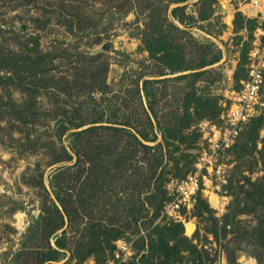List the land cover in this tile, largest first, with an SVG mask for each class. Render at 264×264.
Returning <instances> with one entry per match:
<instances>
[{
	"label": "rangeland",
	"instance_id": "1",
	"mask_svg": "<svg viewBox=\"0 0 264 264\" xmlns=\"http://www.w3.org/2000/svg\"><path fill=\"white\" fill-rule=\"evenodd\" d=\"M183 3V22L172 16L168 20L186 31L170 23L162 24L161 28L175 38L166 52L150 53L141 41L143 15L135 13L139 10L138 0H0V41L4 46H15L14 43L28 37L30 53L35 45L43 52H56L51 61L52 73L56 75L70 72L75 67L89 69L95 61L91 53H101L100 58L109 62L105 75L107 87L103 91L78 94V90L72 89V95H64L53 93L52 88L42 90L37 87L34 90L39 77L32 74L34 62L31 59L25 66L24 92L14 86L1 88L0 264H38L47 247L39 217L44 200L50 209L49 197H53L50 182L58 178L57 181L66 186L81 174V164L74 162L75 157L54 161L60 153V143L49 145L44 135L45 125H49L51 130L58 122L56 117L44 113L53 107H59L60 112L72 117L76 115L72 107L79 105L82 119L116 118L126 122L122 125L125 129L132 124L143 127L147 98L141 89L137 90L136 84L141 87L145 77L155 78L146 88L153 90L152 104L162 128L158 129L153 119V128L147 126L146 130L150 137L156 134L157 139L146 142L155 143L164 135L170 142L161 166H164L162 177L167 194L170 199L174 198L176 182L193 169L194 150L199 140L196 123L202 118L220 119L229 96L244 77L246 52L260 16V10L252 5V0H216L213 11L205 10L208 13L204 16H201L203 12L197 0H186L180 4ZM171 4L175 3L169 6ZM60 11H77L83 27H95L92 32L71 36L65 31ZM10 28L19 34L8 31ZM103 44L107 46L102 48ZM81 50L85 54L79 53L78 56L77 52ZM59 53L66 54L58 56ZM215 55H218L217 60L201 68L195 67L202 58L211 60ZM197 69H202L199 76L192 74ZM16 106L31 107L39 112L33 114L29 108L30 122L25 126L17 122L13 114ZM260 117L264 118V104L258 116L245 124L237 139V144L245 145L242 154L236 155V146L226 154L225 180L218 179L216 174L207 175L189 205L180 203L172 213L163 208L156 217V220L174 217L182 221L184 233L193 238L197 247L203 244L209 251L202 256L200 264H261L250 248H245L244 241H237V237L252 231L251 226L264 212L261 208L239 211L242 206L252 205L253 200L245 189L251 191L253 186L250 182L259 180L264 173V159L260 152L264 147V126L258 128L254 139L256 146L248 153L253 143L251 131ZM179 124L186 126L178 130L175 125ZM19 126L23 127L22 132L27 129L31 132V139L23 137ZM172 129L177 130L175 135ZM99 130L107 132L106 129ZM169 133L173 134L169 136ZM121 137L123 144L132 140V135L126 130L122 131ZM71 139L68 132L63 134V144L70 152ZM62 165H68V171L61 172L59 167ZM138 181L134 163L123 172L122 183L130 186L127 192L120 191L121 182L115 179L107 185L104 199H85L83 196L86 195L77 193L73 208L81 219L72 231L68 227L66 233L70 249L76 256L61 250L58 258L53 260L54 264H106L107 258L114 256L116 246L112 248V240L107 242L104 232L83 228L84 221L89 216H93V222L97 218L108 220L110 216L114 220L121 219V222L131 219L132 214L126 216L119 207L117 214L111 210L112 206L125 199L124 195L131 199L138 197L133 190ZM120 196L117 203L113 201ZM56 203L59 204L58 201ZM215 217L219 219L217 222ZM223 220L228 221L225 229L221 225ZM187 223L193 224L190 233L186 231ZM212 231H216L218 239ZM120 237L131 243V258L139 244L134 227L122 228ZM236 245L243 249H236ZM89 249H99V257L86 254L80 259ZM233 250L234 260H229L227 253L231 255ZM183 261L191 263L190 257L183 258Z\"/></svg>",
	"mask_w": 264,
	"mask_h": 264
},
{
	"label": "trees",
	"instance_id": "2",
	"mask_svg": "<svg viewBox=\"0 0 264 264\" xmlns=\"http://www.w3.org/2000/svg\"><path fill=\"white\" fill-rule=\"evenodd\" d=\"M184 1L186 0H158L157 3H154V1L151 0H138L139 10H134L137 15H143L141 41L145 49L150 53H163L169 50L171 41L175 37L161 28V25L170 23V25L178 28V26H176L172 20H168V18L169 16L176 17L180 22H183L181 12L185 7V3H180ZM215 1L216 0H197L203 12L201 16L208 13L205 11L207 9H209V13L213 11ZM170 3H175V5L169 6ZM177 12H179V15ZM59 14L63 18L62 21L65 26V31L71 36H81L84 32H92L95 27V25L94 27H91V25L83 27L80 23L81 15L77 11L73 13L60 11ZM47 19H49V17H47ZM178 29L186 31L185 28ZM8 31H11L15 35L19 34L11 28ZM28 41L27 37L22 41L14 43L16 47L11 45L4 46L3 42L0 41V90L5 86H14L21 92L25 91V66L28 59L34 62L32 74L38 75L39 77L38 83L35 84L36 89L34 90H37V87L42 88V90L52 88L53 93L72 95V89L78 90V94H85L92 91H103L107 87L105 75L109 62L105 58H100L101 53H91L90 56L93 57L95 61L89 69L75 67V69L70 72H63L56 75L52 73L51 69V61L56 52H43L42 49L37 48L35 45L32 49L33 52L30 53L27 49ZM36 43L37 42H35V44ZM79 53L83 55L85 51H78V56ZM64 54L66 53H59L58 56H63ZM217 59L218 55H215L211 60L202 58L196 63L195 67L201 68L207 63ZM159 73L161 74V72ZM201 73L202 69H197L192 72V74L196 76H199ZM154 80L156 79L145 77L141 87L139 83L136 84L137 90L139 91V89H141L147 98V105L145 106L146 108H144L146 120L143 122V127L132 124L129 129H125L122 125L126 122H122L116 118L113 120L103 119L102 117H92L86 120L82 119L80 118L79 112L81 107L79 105L78 107H72V111L76 114L72 117L66 116L65 112H60L61 109L59 107H53L44 112L46 115L50 117L54 116L58 120V122L55 123L56 125H54L55 127L51 130L49 129V125H45L46 132L44 133L45 137L48 138L49 145H54L56 142L60 143V153L54 158V161L70 160L75 157L74 162H80L81 164V174L74 179V182L67 183L66 186H63L62 183L57 181L58 178L50 182V190L53 193V197H49L51 201L49 205L50 209L44 204V202H46V200H44L41 204V213L39 217L40 223L45 230L47 247L42 257L38 260V264H54L55 262L53 260L58 258L61 250L62 253L69 251L71 256H76V253H73L72 249H70V240L68 235H66L68 232L67 228L69 227L72 231L74 225L78 224L81 219V216L76 214L77 210L73 208L74 197L78 193L81 194V196L86 195L83 196L85 199L88 197H96L97 200L104 199L107 185L113 183L115 179L116 182H121L120 191L124 190L127 192L126 189L130 186L128 183H122L123 172H125L128 165L134 163H136L139 181L137 182L136 189L133 190L138 197L131 199L124 195L123 198L125 199H123L121 203L112 206L113 209L111 210L113 214H117L119 211L117 207H119L120 212H124L126 216L132 214V218L125 219L121 222V219L120 221L116 218L114 220V217L110 216L108 220L97 218L96 221L93 222V216H89L84 221L83 228H87L88 230L92 228L93 230H91V232H104L107 242L112 240L111 246L113 248L115 247V243L113 245V242L117 237H120L121 229L133 226L139 242L137 252L132 255L131 258L123 261L122 264H200L202 262V256L209 252L203 244L201 247H197V244L193 242V238L184 233L181 220L174 217L156 220L160 210L163 208L165 209V204L170 199L162 177L164 166H161L170 142L166 135L162 136V138L155 143L146 142L157 139L156 134L150 137L146 130L147 126L151 129L153 128V119H155L157 128H162L152 104L153 90L150 87L146 88L147 84H150ZM29 108L32 109L30 112L33 114L39 112L36 109ZM29 108L16 106L13 114L17 122H21L23 125L25 124V126L26 123L30 122L29 117L31 115H29ZM258 114L251 117L250 120L257 117ZM174 117H177V114H174ZM85 124L87 125L84 126ZM175 126H178V130H181L186 125L179 124ZM262 126H264V118L260 117L251 131V140L253 143L248 153L254 150L256 146L254 139L258 128ZM18 128L23 134V137L25 136L31 139V132L28 129L22 132L23 127L19 126ZM99 129H106L107 132H102ZM124 130L132 135V140L126 144H123L121 140V133ZM172 130L175 135L177 130ZM66 132H68V135L72 138L69 145L72 152L63 144V134ZM173 133H169V136ZM237 142L230 147L229 152L236 146V155L240 156L242 154V148L245 145L243 143L237 144ZM260 152L261 157L264 159V147ZM192 163H194V159ZM68 167V165H62L59 168L61 172H66L68 171ZM186 173L183 176H185ZM250 184L253 186L251 191L248 192L246 189L245 191L249 194L250 198H252L253 203L250 207H240L239 211L250 212L251 210L255 211L259 208L264 211V173L259 180L252 181ZM42 186H44L43 182ZM73 189H75V191H73ZM121 197L122 196L117 197L113 199V201L117 203V200H121ZM262 197L263 199L261 200ZM57 201L59 204L56 203ZM215 220L217 222L219 219L215 217ZM221 223L222 227L225 229L228 221L223 220ZM251 227L252 231L250 233L245 232L247 235L243 237H237V241H244L245 248L249 247V250L257 256L259 262L264 264V212L263 216L261 218L259 217L256 223ZM58 229H61L60 233L57 232ZM212 233L215 239H218L216 231H212ZM50 240H52V243ZM236 249L242 250L243 248L236 245ZM98 250L94 251L93 249H89V252L87 250V252L82 254L79 258L82 259L86 254H93L98 258L100 254ZM231 253V255L227 253V258L229 260H234V250L231 251ZM186 257H190L191 263L183 261V258Z\"/></svg>",
	"mask_w": 264,
	"mask_h": 264
},
{
	"label": "built area",
	"instance_id": "3",
	"mask_svg": "<svg viewBox=\"0 0 264 264\" xmlns=\"http://www.w3.org/2000/svg\"><path fill=\"white\" fill-rule=\"evenodd\" d=\"M252 3L260 10V16L246 52L244 77L229 96V102L220 113L219 120L202 118L197 121L199 140L194 150L196 158L193 169L176 182L174 198L165 204L166 212L172 213L180 203L189 205L199 188H202L207 175L216 174L218 179L225 180L223 172L226 154L230 153V147L237 142L245 124L260 113L264 104V0H252ZM114 243V256L107 258L106 264H122L131 255L132 246L129 241L117 237Z\"/></svg>",
	"mask_w": 264,
	"mask_h": 264
},
{
	"label": "bare ground",
	"instance_id": "4",
	"mask_svg": "<svg viewBox=\"0 0 264 264\" xmlns=\"http://www.w3.org/2000/svg\"><path fill=\"white\" fill-rule=\"evenodd\" d=\"M193 230V224L187 223L186 224V231L187 233H190Z\"/></svg>",
	"mask_w": 264,
	"mask_h": 264
},
{
	"label": "water",
	"instance_id": "5",
	"mask_svg": "<svg viewBox=\"0 0 264 264\" xmlns=\"http://www.w3.org/2000/svg\"><path fill=\"white\" fill-rule=\"evenodd\" d=\"M173 5H175V4H171V6H173ZM107 45L106 44H103L102 45V48H104V47H106Z\"/></svg>",
	"mask_w": 264,
	"mask_h": 264
}]
</instances>
